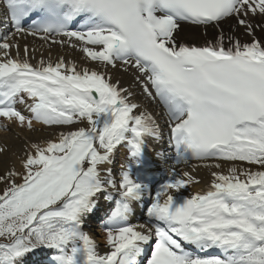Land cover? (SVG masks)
Returning a JSON list of instances; mask_svg holds the SVG:
<instances>
[{
    "label": "snow or ice",
    "instance_id": "obj_1",
    "mask_svg": "<svg viewBox=\"0 0 264 264\" xmlns=\"http://www.w3.org/2000/svg\"><path fill=\"white\" fill-rule=\"evenodd\" d=\"M0 17V127L61 129L0 175V264H264V0H0ZM201 28L216 34L185 37ZM26 35L78 49L85 66L33 64ZM150 142L173 161L163 183ZM191 160L227 174L184 197L200 181L176 166Z\"/></svg>",
    "mask_w": 264,
    "mask_h": 264
},
{
    "label": "bare ground",
    "instance_id": "obj_2",
    "mask_svg": "<svg viewBox=\"0 0 264 264\" xmlns=\"http://www.w3.org/2000/svg\"><path fill=\"white\" fill-rule=\"evenodd\" d=\"M2 18V17H0ZM231 25H235L234 20H230L222 25L225 32L229 31V27ZM207 35H204L205 30L204 29H192V30H186L185 37L188 39H193L197 45L203 44L205 40H211L212 37L216 34V30L209 28L206 30ZM2 34V33H0ZM235 35H237L242 42H247L251 38L247 37L243 34L242 28H237L235 31ZM256 36L257 38H264V32H261L259 29L256 30ZM16 40L18 41L20 45V54L23 56V49L25 45L28 46L30 49V55L33 57L32 63L36 64L41 57L45 60H51L52 62L57 61L60 58H63L66 62L69 63H76L78 66H85V61L83 58L82 53L78 49H72L71 47H62L59 45H52L49 47L48 43H45L40 38L32 37L31 35L26 36H17ZM43 45V47H41ZM32 49H36V51L33 53L31 52ZM110 74L112 75L113 80H119L121 86L128 87L132 83L133 75L132 72H123L119 69H109ZM133 91L136 93V101L142 102L143 106H149V107H155L154 105H148V102L144 100L143 96L140 94L139 87H134ZM20 110L25 114L29 115L27 110L22 105H18ZM156 113L158 116V122L160 123L162 129L164 130V138L165 133L168 131L166 125H165V118L160 117L159 113L160 110L156 108ZM2 123V122H0ZM35 124V130L30 132H23L20 127L13 126L11 130H6L5 128H2L3 133H0V146H7L9 151L4 154L3 156H0V172L4 174V170L7 167L15 166L17 170H20V164H19V157L23 154L22 149L26 148L28 143L39 141L43 143L45 140L48 139H55L56 135L58 134L61 129L42 125L40 123L34 122ZM83 126V125H78ZM66 130V129H65ZM74 130V129H73ZM156 148L159 150L162 147H165V145H152L150 142V146L148 148V153L151 159L152 164L156 167V174L158 177H160V183L165 182L167 178V169L172 165L170 160L168 161H162L158 159L155 155V152L153 151V148ZM118 153V157L117 156ZM116 153L115 161L118 160L117 166H115V169H119V165L124 160V149H120ZM205 163L210 162H191L187 165L180 164L177 167L178 171H189L190 174L197 180H199V183L196 184H190L185 190H182V195L184 197H190L192 194L200 191L206 190L208 184L211 182V172L213 171H223L225 174H227V168L228 165L225 164L223 168L216 169L215 167H205ZM19 182V181H17ZM133 223H139L142 222L141 216L135 218L132 220ZM94 237L101 243V247H103V239H102V231L94 230L93 233Z\"/></svg>",
    "mask_w": 264,
    "mask_h": 264
},
{
    "label": "rangeland",
    "instance_id": "obj_3",
    "mask_svg": "<svg viewBox=\"0 0 264 264\" xmlns=\"http://www.w3.org/2000/svg\"><path fill=\"white\" fill-rule=\"evenodd\" d=\"M55 128H57V127H55ZM58 129H59V128H58ZM22 131H23V132H30V131H33V130H28L27 128H23ZM0 133H3L1 127H0ZM116 157H118V153H117V156H116ZM117 164H118V160H116V164H115V166H117ZM0 175H3V173L0 172ZM4 187H6V185L0 183V191H2V190L4 189Z\"/></svg>",
    "mask_w": 264,
    "mask_h": 264
}]
</instances>
